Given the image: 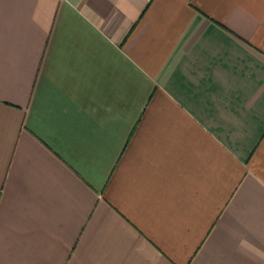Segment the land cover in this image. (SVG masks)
Returning <instances> with one entry per match:
<instances>
[{
  "label": "crops",
  "instance_id": "0c3cea01",
  "mask_svg": "<svg viewBox=\"0 0 264 264\" xmlns=\"http://www.w3.org/2000/svg\"><path fill=\"white\" fill-rule=\"evenodd\" d=\"M0 264H264V0H0Z\"/></svg>",
  "mask_w": 264,
  "mask_h": 264
}]
</instances>
